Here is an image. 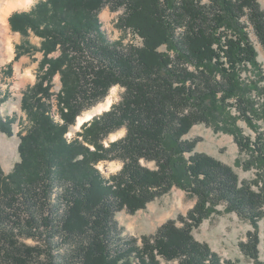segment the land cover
<instances>
[{
    "label": "trees",
    "instance_id": "16d2710c",
    "mask_svg": "<svg viewBox=\"0 0 264 264\" xmlns=\"http://www.w3.org/2000/svg\"><path fill=\"white\" fill-rule=\"evenodd\" d=\"M112 2L125 8L122 24L133 27L142 46L125 47L100 29L98 11ZM9 21L23 35L28 27L43 35L44 57L39 80L23 98L31 125L21 134V160L9 175L0 166V264H232L193 235L221 204L254 225L241 249L258 260L264 133L255 121L264 118V105L256 100L264 91V68L248 27L264 47L259 0H40ZM57 45L61 55L50 57ZM21 48L15 59L28 51ZM57 72L63 123L50 116V83L45 86ZM117 84L125 89L122 100L68 140L84 104ZM5 97L0 93V105ZM239 118L256 130L255 137L244 133ZM12 121L0 117L9 136ZM201 123L232 134L247 155L243 167L256 177L241 179L231 165L197 151L200 138L186 136ZM123 126V137L102 142ZM114 159L124 165L110 176L96 167ZM174 186L196 198L186 215L140 241L124 235L117 212L144 209ZM20 236L45 244H26Z\"/></svg>",
    "mask_w": 264,
    "mask_h": 264
},
{
    "label": "rangeland",
    "instance_id": "374dc122",
    "mask_svg": "<svg viewBox=\"0 0 264 264\" xmlns=\"http://www.w3.org/2000/svg\"><path fill=\"white\" fill-rule=\"evenodd\" d=\"M40 0H35L27 9H18L14 12L31 11ZM264 8V0H259ZM114 6L116 8H114ZM125 14L124 7H118L115 3H106L98 11V22L107 38L111 41H119L123 46L143 45V38L135 33L131 26L122 24L121 17ZM246 21V17L244 18ZM10 25V22H9ZM12 26V24H11ZM28 34L23 35L20 31H15L11 27L7 33L0 31V93L6 95L5 101L0 105V117L5 121L12 119V135H7L0 128V166L5 175H9L17 162L21 160L19 145L21 143V134H26L31 125L26 111L23 108V98L30 90L40 75V64L44 57V51L41 49L44 37L41 33L35 32L28 27ZM250 36L258 50V60L264 68V47L259 42L253 27H248ZM19 32V33H17ZM20 40L21 43L16 41ZM25 51L15 59L17 52ZM11 48V50H10ZM161 50L167 51V47H161ZM61 55L60 45H57L55 51L49 54L50 57H58ZM12 65V70L9 68ZM247 76V75H245ZM49 81H45V86L49 84V103L52 104L50 116L56 123H63L61 116V107L64 105L59 98L63 94V81L61 72L55 73L49 77ZM124 87L120 84L110 88L108 94L95 103L84 104L85 107L77 115L75 123L71 124L68 132L65 134L68 140L76 136V133L82 130V125L91 120L94 116L101 114L111 108L112 105L119 103L124 94ZM261 97H256L259 106L264 105V91L259 93ZM111 96V104L106 106L102 111H96L101 104H106L107 99ZM234 102V100H231ZM67 110V109H66ZM94 110V112H93ZM233 115H239L236 107L231 108ZM262 111V110H261ZM93 112L90 118H85L81 123L79 116ZM263 112V111H262ZM7 119V120H6ZM255 122L259 125L260 131L264 133V118ZM238 125L243 129L246 135L256 136V130L249 123L239 118ZM127 132L125 126L112 131L105 137L102 142L107 146L111 142L123 137ZM114 136V137H113ZM189 139L200 138L197 143L196 150L211 155L226 164L231 165L239 174L241 179L251 180L256 177L255 170H246L243 167V160L247 155L240 152L234 136L230 133L216 131L213 126L206 124H196L192 127L186 136ZM82 139V138H80ZM94 148L93 146H91ZM142 164L146 167L156 169L154 161L142 160ZM124 165L120 159L102 160L96 167L99 168L106 176H110L118 172ZM196 203V198L189 194L185 189L174 186L171 190L162 196L155 198L149 202L144 209H140L135 213L121 210L116 213V218L120 225L124 228V235L135 236L139 238L143 235L154 234L159 227L167 220L176 218L179 214L186 215ZM255 230L250 220L239 216L236 212L226 211L224 205H219L217 211L209 217L203 219L200 225L193 230L194 237L200 241L207 243L210 248L216 252L223 260H228L232 264H264V217L258 222V260L244 254L241 244L249 241V232ZM20 241L30 245H42L45 242L36 237H18ZM55 242L57 240L55 239Z\"/></svg>",
    "mask_w": 264,
    "mask_h": 264
},
{
    "label": "bare ground",
    "instance_id": "6f19581e",
    "mask_svg": "<svg viewBox=\"0 0 264 264\" xmlns=\"http://www.w3.org/2000/svg\"><path fill=\"white\" fill-rule=\"evenodd\" d=\"M34 1L35 0H0V31L3 32L4 34L8 32L9 15L13 11L18 9H22V10L27 9L32 5ZM110 104H111V96L107 99V103L98 106L96 108V111L100 112L105 106L108 108ZM93 112L87 113L83 116H79V122L81 123L85 118H90Z\"/></svg>",
    "mask_w": 264,
    "mask_h": 264
},
{
    "label": "crops",
    "instance_id": "0c3cea01",
    "mask_svg": "<svg viewBox=\"0 0 264 264\" xmlns=\"http://www.w3.org/2000/svg\"><path fill=\"white\" fill-rule=\"evenodd\" d=\"M9 22H10V21H9ZM9 27L13 28V27L11 26V23H10ZM17 33H19V32H17ZM16 42H17L18 44L21 43L20 40H17Z\"/></svg>",
    "mask_w": 264,
    "mask_h": 264
}]
</instances>
